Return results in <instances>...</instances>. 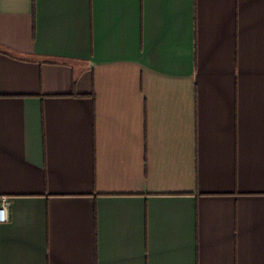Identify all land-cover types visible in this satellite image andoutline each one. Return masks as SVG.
<instances>
[{"label":"crops","instance_id":"obj_1","mask_svg":"<svg viewBox=\"0 0 264 264\" xmlns=\"http://www.w3.org/2000/svg\"><path fill=\"white\" fill-rule=\"evenodd\" d=\"M0 264H264V0H0Z\"/></svg>","mask_w":264,"mask_h":264},{"label":"built area","instance_id":"obj_2","mask_svg":"<svg viewBox=\"0 0 264 264\" xmlns=\"http://www.w3.org/2000/svg\"><path fill=\"white\" fill-rule=\"evenodd\" d=\"M11 199L9 196L0 195V223L8 222L10 219Z\"/></svg>","mask_w":264,"mask_h":264}]
</instances>
